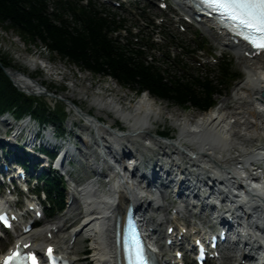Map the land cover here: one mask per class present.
I'll use <instances>...</instances> for the list:
<instances>
[{"label": "bare ground", "instance_id": "1", "mask_svg": "<svg viewBox=\"0 0 264 264\" xmlns=\"http://www.w3.org/2000/svg\"><path fill=\"white\" fill-rule=\"evenodd\" d=\"M174 1L181 10L193 12V8L186 0ZM201 24L204 31L211 34L216 41L234 49L238 59L245 62L247 67L246 75L233 95L223 99L206 113L195 116L191 112L170 111L167 109L168 105H163L161 99H156L148 94H143L135 102L126 105L127 94L120 93L115 88L103 91L100 86L91 90L93 81L82 88H78L76 81L70 84L74 92L79 93L81 98L87 99L88 109H83L81 102H76L73 94L65 97V100L72 105V109L77 114L84 118V128L95 129V143L99 148L95 147L90 140L85 139L83 141L88 150L80 148L84 158H81L80 162L85 174L94 170L91 161L94 163L95 160V163L104 169V164L108 160L116 158V155L109 148L111 137L121 139L124 148L127 150L125 154H133L134 157H137V153L140 152L139 146L135 143L136 136H142L153 141L158 144L159 149L170 147L173 150L172 153L179 157L178 160L171 156L170 160L163 158L158 161L155 156L149 160V164L167 168L166 172L171 179L168 181L169 187L174 181L173 177L176 170L181 167L182 161L180 159L188 157V153L195 154L194 159L190 157L193 164L183 166V173L186 174L188 171V178H193L192 180L196 184H202L204 174L213 172L212 180L216 179L217 182L220 180L219 182L223 183L222 186L229 190V192L224 193L223 207L220 209L225 216L224 218L232 217L234 221L243 224V229L249 231V235L243 241L242 252L245 255H240L237 258L238 247L234 244L229 252H225L224 259L219 260L216 264H247L246 262L243 263L242 259L246 261L250 259L260 260L264 256V244L258 239L260 236L261 240L264 241V206L255 201L258 198L264 200V185L253 189L257 197L249 200L238 199L234 195L238 192L235 185L236 181H228L219 172L237 174L238 164L257 165L264 171V97L262 96L264 91V52L252 58L245 57L244 53L249 49L241 48L242 44L235 43L213 19H208V22L202 21ZM26 64L31 70H35L39 61L37 58L31 57ZM45 67L48 69L47 73H54V66L46 64ZM8 72L21 89L37 95H53L49 87L40 78L33 77L24 71L16 72L12 68L8 69ZM92 108H96V111L92 112ZM104 111L112 113L114 122L119 119L126 123L129 132L124 130V135H120L111 128L112 125L104 126L100 119L101 112ZM165 120L178 129L177 138L161 140L153 137L152 127ZM77 135L81 136L80 134ZM30 137L32 139L33 134ZM132 145L136 146L138 152L132 150ZM143 146L153 150L148 143H144ZM98 153L100 156L97 159ZM65 154L66 160L70 156H75L73 147L67 146ZM164 156L169 157V152L165 150ZM86 159H89V165L84 163ZM228 159L235 160L237 164L226 163ZM135 166L139 168L140 162L137 161ZM117 167L116 169L112 168L107 175H103V170L98 171L96 176L89 177L78 187H76V183L80 181V178H71L70 174L72 182L68 194L72 199L67 210V216L55 219L48 224L43 223L29 232L18 233L16 242H21L26 248L36 250L52 244L56 249L71 252L76 249L74 246H70V243L61 244L65 241L62 234L67 232L70 234V238L75 236L74 243L79 242V240L82 241L84 238L89 239L91 244L90 255L94 264H117L115 221L118 214L122 216L124 221L126 209L131 202L136 208V212L142 216L143 222L147 226L153 227V229L150 228V239L160 245L156 253L158 264H174L173 257H166L168 249L161 243L160 226L164 222L175 219V216L170 214L169 206L172 202L168 200V191L153 192L149 189V185L145 189L134 183L123 182L127 179V174L118 175L117 171L121 173V169ZM106 176L109 177V183L105 181ZM237 177L241 183L248 186V182L240 174H237ZM186 180L183 182L184 184L188 183ZM102 185H105L104 189H101ZM144 189L149 191V194L145 193ZM0 204H4L3 201ZM203 206L201 207L203 208ZM177 211L182 213V218L186 223L191 224L193 222L192 217L197 215L202 223L206 221L205 216L191 211L188 205L184 207L179 205ZM155 212L159 213L156 215ZM170 226L172 224H169L167 229ZM180 226L179 230L182 231ZM183 227L185 226L183 225ZM176 235L180 234L177 233ZM182 235L189 238L192 232L187 230L185 233L182 232ZM260 250L262 251L260 252Z\"/></svg>", "mask_w": 264, "mask_h": 264}, {"label": "trees", "instance_id": "2", "mask_svg": "<svg viewBox=\"0 0 264 264\" xmlns=\"http://www.w3.org/2000/svg\"><path fill=\"white\" fill-rule=\"evenodd\" d=\"M0 23L13 28L27 42L43 43L74 65L184 108L209 110L216 103L215 95L229 90L242 76L229 56L220 58L216 69L196 75L180 55L167 68L149 61L147 50L155 46L151 37L143 34L140 41L131 37L122 42L114 32L126 26L125 18L93 0L87 4L81 0H0ZM0 61L5 67L14 66L1 53ZM6 112L17 117L30 115L39 123H54L66 134L64 106L53 107L44 98L23 92L0 65V115ZM43 150L50 152L46 147ZM40 178L54 214L64 206L65 181L56 171H44Z\"/></svg>", "mask_w": 264, "mask_h": 264}, {"label": "rangeland", "instance_id": "3", "mask_svg": "<svg viewBox=\"0 0 264 264\" xmlns=\"http://www.w3.org/2000/svg\"><path fill=\"white\" fill-rule=\"evenodd\" d=\"M94 2H97L99 5H105L108 8H110L111 11L118 14V17L125 18L126 28L127 30L122 31L121 33V39L122 41H126L127 38L133 37L135 40H139L142 38L143 34L145 37H152L155 46L153 50L148 49L147 50V57L148 60L151 62H158L161 64L163 68H167L170 66V63L168 62V59L166 58V55L173 54L178 55L179 50L176 49V47L181 45H184L186 47V51H180V53L183 54L182 58L184 59V62L187 63V68H189L190 71H192L193 74H198L202 71L203 74H206L210 69H216V65L219 62V58H222L224 55L229 56L233 61V66L235 70L242 73V76L240 77L239 81L230 85V89L226 90L224 89L222 92L217 93L215 95V98L218 99L217 103H220L225 98H230V96L233 95L234 91L236 90L239 83L243 80V78L246 75L247 67L245 62H242L238 59V56L236 55L234 49L227 47L225 45L220 44L218 41H216L211 34L204 31V28L201 23L195 22L194 24L188 23L186 19L184 18L183 14L186 18L190 19L191 17L185 13L184 10H181L178 5L172 0L168 1L170 4L169 8L162 9L159 6L160 1L162 0H136V1H129L125 4H123L122 7L106 3L105 0H93ZM175 10V11H174ZM150 20H154L155 23L150 24ZM149 23V24H148ZM183 25L184 29H181L179 26ZM9 30L11 28H6ZM12 30V29H11ZM9 30L8 32L2 31L0 32V41L4 43L5 48H0V53L7 55L14 66V68L20 69L26 73H30L33 77H38L41 80H43V83L49 87V89L55 94V95H48V94H30L29 91L21 89L15 81L13 83L19 87L20 90L23 92H26L30 95H35L40 98H44L47 100L53 107L57 104H61L64 106L65 111L67 112V120L65 122V129L66 134H62L64 138H66L68 135H71L72 142L74 140H77V146L74 147V152L76 157L78 158L79 163H75V167H72V177H79L80 181L76 183V187L79 186L80 183L85 182L89 177H94L97 174L94 171H91L89 174L84 173V168L81 165V158L82 152H80V148L83 150H88L85 142V140H90L94 144L95 147L97 146V143H95L96 138L94 136L95 129L90 128L86 129L84 128L83 124L85 123V120H82L79 115L75 113L72 109V105L66 100L64 101L68 96H75V101L80 103L83 107V109H88L89 103L87 99L81 98L80 94L77 92H74L73 89L70 87V84H72L74 81L78 83V88L86 87L90 84L91 81H93V86L91 90L97 89V86H100V88H103L102 90L105 91L106 89L115 88V90H118L120 93L127 94L128 98L126 100V103H130V98H134L136 101L138 99V96H136V91H134L131 88H127L121 84H119L113 77L109 76H102L100 74H94L93 72L83 69L77 65L72 64L68 60L61 58L58 54L51 52L49 49H47L42 43H34V42H27L25 41L14 29L13 32ZM15 32L21 37L20 42L12 43L14 39H16L17 35ZM2 35V37H1ZM16 35V36H15ZM166 36V38H165ZM200 41V42H199ZM202 41V42H201ZM200 45H202L200 47ZM199 49L197 52H193L192 50ZM4 49V50H2ZM188 49V50H187ZM37 58L39 63H42V66L40 64H37V67L35 70H31L30 67L26 64L27 59L29 58ZM48 64L50 66H54V73L50 74L47 73L48 69L45 67V65ZM66 72V74H64ZM177 70H174L173 73H176ZM12 80V79H11ZM108 93V91H107ZM152 96V95H151ZM153 97V96H152ZM156 98V97H154ZM158 99V98H156ZM134 101V102H135ZM163 105H168V110L173 111H181V112H191L193 115L197 116L201 114V110L197 108H184L180 105H176L174 103H170L167 100H162ZM232 101V100H230ZM232 103V102H231ZM92 112L96 111V108L91 109ZM101 123L109 126L112 125L113 128H122L123 130L129 132V127L126 126L122 121L117 119L115 122L113 121L112 113L109 112H101ZM23 121H26L29 123V118H23ZM6 122L9 123V125H6ZM13 121V118L11 114H6L0 117V140L6 139V138H12L11 132H10V125ZM74 122V126H73ZM31 127H33L34 130L37 129V121L31 122ZM49 129L53 131L54 125L49 124ZM154 131H168L170 135H173L174 138L178 137V129L176 127H173L169 124L167 120L163 121L162 123H157L154 126ZM152 130V131H153ZM14 130H12L13 133ZM20 130L18 129L17 132ZM153 131V132H154ZM7 134V137L5 136ZM77 134H80L81 136H78ZM154 138L156 136H153ZM114 138V137H111ZM158 138V137H157ZM160 139V138H159ZM165 140V139H162ZM120 141H122L120 139ZM113 142V141H111ZM16 141H13V144H15ZM136 145L139 146L140 152L136 150V146L132 147L134 148V151H137V155L141 157V166H147L149 164V160L153 157H157V153H160L161 151L168 150L170 151V147H165V149H159L158 144H155L153 141L149 139H145L144 137H136L135 140ZM141 143V144H140ZM144 143H149L150 146H152L153 150H150L148 147L143 146ZM30 148V147H28ZM155 149V150H154ZM38 150V148H37ZM37 156H43L41 153L37 151ZM100 153L97 154V159L99 158ZM155 156V157H154ZM187 160L186 164H190L188 160H190L187 156L185 157ZM89 159H86V162H84L86 165H89ZM229 163H231L230 159H228ZM91 163V162H90ZM68 168V167H67ZM44 170H48L46 167ZM41 171V168L37 170V173ZM210 172H206V174H210ZM204 174V176L206 175ZM65 178V184H66V192H67V203L70 202L69 200V194L68 191L71 189V182L70 176L64 175ZM102 187L105 188V185H102ZM6 192V191H5ZM15 197V196H14ZM3 200V198H1ZM168 200L170 201V195L168 193ZM193 201H197L194 199ZM22 203H24V199L22 198ZM69 204H66L65 209L62 212L57 213L54 217L48 218L45 217L41 219V224H48L54 221L55 219H58L60 217L67 216V210L69 208ZM177 205V204H176ZM170 209L174 207L173 205L169 206ZM191 211H197L198 208H195L194 206H190ZM159 212H155L157 215ZM173 215L174 211H173ZM193 222L191 224L186 223L184 219L178 215L174 220L164 222L161 227V233H162V239L161 243L163 244L165 242V237L167 235V226L169 224L175 225L176 223L178 225L186 223L188 226H190L189 231L192 232V235L190 238H194L196 235L195 230L196 229H203L204 225L201 222V220L197 217H192ZM81 221V220H78ZM79 223V222H78ZM77 225V224H76ZM75 227V226H74ZM15 233L13 236L8 237V235L3 234V239L0 242V256L7 252L8 248L11 247L15 241ZM64 236L65 240L61 244L67 245L70 243V246H74L76 249L74 251L69 252V256L72 260H74V264H94L91 259V244L89 242L88 238L82 239V241L79 240L74 242H69L70 234L64 233L62 234ZM85 253H89L86 255ZM174 254L173 251H169L168 254H166V257L172 256ZM234 261V260H233ZM209 264H215V263H209Z\"/></svg>", "mask_w": 264, "mask_h": 264}, {"label": "snow or ice", "instance_id": "4", "mask_svg": "<svg viewBox=\"0 0 264 264\" xmlns=\"http://www.w3.org/2000/svg\"><path fill=\"white\" fill-rule=\"evenodd\" d=\"M197 2L222 21H227L229 29L255 49L264 51V0H197ZM124 245L128 264H149L144 243L134 223L128 226ZM51 253L52 249H49V256ZM25 260L30 261V264H38L35 254L22 257L19 252L8 256L4 264H12L13 261L23 264Z\"/></svg>", "mask_w": 264, "mask_h": 264}, {"label": "built area", "instance_id": "5", "mask_svg": "<svg viewBox=\"0 0 264 264\" xmlns=\"http://www.w3.org/2000/svg\"><path fill=\"white\" fill-rule=\"evenodd\" d=\"M1 30L2 31H5V32H8L9 30H11V29H9V30H7V29H5V27L3 26V24L2 23H0V32H1ZM11 32H13V29L11 30ZM14 33V32H13ZM15 34L17 35V37H16V39H14L13 41H11L12 43H15V42H20V40H21V37L15 32ZM15 35V36H16ZM1 37H2V35H1ZM5 48V45H4V43L3 42H1L0 41V48ZM2 50H4V49H2ZM28 60V59H27Z\"/></svg>", "mask_w": 264, "mask_h": 264}, {"label": "water", "instance_id": "6", "mask_svg": "<svg viewBox=\"0 0 264 264\" xmlns=\"http://www.w3.org/2000/svg\"><path fill=\"white\" fill-rule=\"evenodd\" d=\"M0 65L3 67L5 73L8 75V77H9L10 79H12V78H11V75L9 74V72H8V69L12 68V69H14L16 72H22L20 69H17V68H14V67H5L1 61H0ZM12 81H13V79H12Z\"/></svg>", "mask_w": 264, "mask_h": 264}]
</instances>
